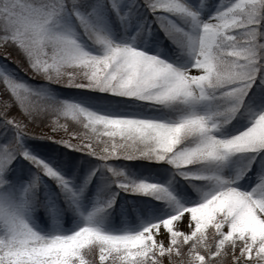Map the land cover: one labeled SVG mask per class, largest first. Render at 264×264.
I'll return each mask as SVG.
<instances>
[{"label": "snow or ice", "instance_id": "snow-or-ice-1", "mask_svg": "<svg viewBox=\"0 0 264 264\" xmlns=\"http://www.w3.org/2000/svg\"><path fill=\"white\" fill-rule=\"evenodd\" d=\"M0 264H264V0H0Z\"/></svg>", "mask_w": 264, "mask_h": 264}]
</instances>
